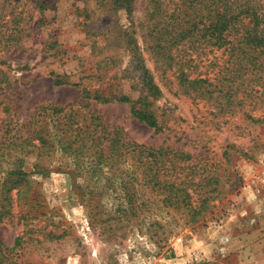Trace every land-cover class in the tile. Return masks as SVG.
Returning <instances> with one entry per match:
<instances>
[{"label":"rangeland","instance_id":"1","mask_svg":"<svg viewBox=\"0 0 264 264\" xmlns=\"http://www.w3.org/2000/svg\"><path fill=\"white\" fill-rule=\"evenodd\" d=\"M233 1L264 11V0ZM114 2L0 0V142L7 128L12 137L25 136L42 107L88 104L131 142L190 154L192 164L218 177L222 195L196 224L149 206L141 214L147 224L132 221L111 232L113 198L87 210L72 161L61 153L38 162L32 156L22 165L29 200L14 203L0 221V264H264V63L243 105L195 99L177 66L151 50L153 25L169 21L154 9L170 13L182 0H134L130 18ZM130 39L160 89L156 98L141 84ZM219 55L208 54L204 64ZM218 72L202 66L192 78L220 79ZM84 88L132 100L149 96L160 130L137 121L129 104L86 100Z\"/></svg>","mask_w":264,"mask_h":264},{"label":"trees","instance_id":"2","mask_svg":"<svg viewBox=\"0 0 264 264\" xmlns=\"http://www.w3.org/2000/svg\"><path fill=\"white\" fill-rule=\"evenodd\" d=\"M133 1L114 3L130 18ZM153 13L157 17L167 15L169 21L157 19L153 25L151 50L158 55L162 53L170 65L177 66L186 94L195 99H223L228 105H243L250 82L260 80L257 72L264 63L261 6L237 5L233 0H182L170 13L158 7ZM129 44L141 84L156 98L160 89L141 56V48L135 39H130ZM213 53H219L220 57L204 64L205 57ZM202 66L217 67L220 79L200 78L201 73L192 78L193 72ZM211 79L219 83L214 85ZM56 83L61 84L58 78ZM82 95L98 103L129 104L137 121L156 131L161 128L148 103L149 96L132 100L126 94L91 92L88 88L82 90ZM87 108L88 104L37 109L39 114L31 118L25 136L12 137L11 129L7 128L0 142V221L12 215L14 203L29 200V174L22 168L26 160L33 156L38 162L56 153L72 161L74 183L87 210L92 202L102 209L106 197L117 203L106 221L111 232L132 221L147 224L141 214L149 206L165 210L171 216L178 215L187 224H196L222 195L218 177L210 171L205 174L192 164L194 159L187 152L131 142L120 128L111 129L100 114ZM38 166L35 164V168ZM145 189L149 190L148 194ZM41 216L47 214L40 213Z\"/></svg>","mask_w":264,"mask_h":264}]
</instances>
